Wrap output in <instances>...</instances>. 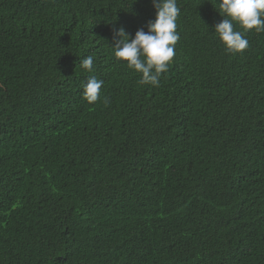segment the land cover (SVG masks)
<instances>
[{
  "label": "trees",
  "instance_id": "obj_1",
  "mask_svg": "<svg viewBox=\"0 0 264 264\" xmlns=\"http://www.w3.org/2000/svg\"><path fill=\"white\" fill-rule=\"evenodd\" d=\"M177 5L154 87L111 48L152 0H0V264H264V33Z\"/></svg>",
  "mask_w": 264,
  "mask_h": 264
},
{
  "label": "clouds",
  "instance_id": "obj_2",
  "mask_svg": "<svg viewBox=\"0 0 264 264\" xmlns=\"http://www.w3.org/2000/svg\"><path fill=\"white\" fill-rule=\"evenodd\" d=\"M218 13L224 18L214 26L216 37L225 47L226 52L236 54L249 46L243 32L255 30L264 33V0H215ZM155 17L147 25V31L138 29L134 36H129L123 28L116 31L118 39L111 47L114 57L126 62L129 69L140 74L141 85L158 87L160 77L168 71L175 56V45L180 39L177 32V19L180 8L177 0H152ZM238 24L242 31L235 30ZM81 67L92 72L93 57L80 61ZM103 80L91 76L83 86L82 97L93 104L100 99ZM104 103L108 104L105 97Z\"/></svg>",
  "mask_w": 264,
  "mask_h": 264
}]
</instances>
